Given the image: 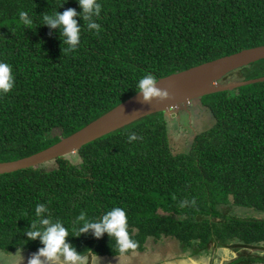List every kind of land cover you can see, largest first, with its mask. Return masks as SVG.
Wrapping results in <instances>:
<instances>
[{
  "label": "trees",
  "instance_id": "trees-1",
  "mask_svg": "<svg viewBox=\"0 0 264 264\" xmlns=\"http://www.w3.org/2000/svg\"><path fill=\"white\" fill-rule=\"evenodd\" d=\"M97 2L99 32L78 17L80 43L62 52L68 45L58 29L43 26V13L82 12L78 0H0V62L10 64L15 77L12 91L0 94V161L31 155L76 132L135 94L148 74L157 80L264 44V0ZM21 11L31 25L20 20ZM262 75L264 59L221 81ZM196 101L213 122L183 151H173L168 118L156 112L76 153L0 174V251L43 247L25 235L40 219L38 204L46 206L45 218L64 224L78 251L90 248L98 256L120 253L115 238L77 237L83 223L77 217L83 212L98 221L115 207L126 212L134 250L149 237L164 236L201 249L263 243L264 218L230 209L264 212V81ZM131 133L137 139L130 142Z\"/></svg>",
  "mask_w": 264,
  "mask_h": 264
},
{
  "label": "water",
  "instance_id": "water-1",
  "mask_svg": "<svg viewBox=\"0 0 264 264\" xmlns=\"http://www.w3.org/2000/svg\"><path fill=\"white\" fill-rule=\"evenodd\" d=\"M260 59H264V44L244 48L160 77L157 79V87L168 92V97L162 101L154 98L149 104L143 103L142 94L136 92L81 129L62 137L47 148L19 159L0 161V174L29 167L37 168L43 163L76 153L83 145L147 115L164 112L168 120H171L173 113L178 114L180 110L187 109L191 100H199L211 93L263 82L264 75L249 79L221 81L228 73ZM189 126L191 127V123Z\"/></svg>",
  "mask_w": 264,
  "mask_h": 264
},
{
  "label": "clouds",
  "instance_id": "clouds-1",
  "mask_svg": "<svg viewBox=\"0 0 264 264\" xmlns=\"http://www.w3.org/2000/svg\"><path fill=\"white\" fill-rule=\"evenodd\" d=\"M78 3L82 12H78L75 8H68L63 13L58 11L54 15L43 13V26L58 29L62 45H68L67 49L62 48V52L72 51L80 43L81 25L78 17L86 22L89 30L95 29L97 33L100 30V25L93 21V17L100 16L102 5L97 0H78ZM19 17L25 25H31L32 20L27 12L21 11ZM14 86L15 77L11 65L0 62V94L9 93ZM137 92L142 94V102L147 104L151 103L154 98L162 101L168 97L167 90L158 88L156 77L151 74L139 80ZM136 139L135 133L129 135L130 142ZM35 211L40 219L30 224V230L26 231L25 235L31 241L39 240L43 247L32 254L28 259V264H97L101 261L98 254L90 248L83 252L78 251L69 242L71 236L64 224L59 220L53 221L43 216L48 211L45 205L38 204ZM79 222L83 223L78 229L77 237L91 233L95 238L100 239L107 234L109 238H115L122 254L129 249L137 248V242L131 238L129 233L126 212L120 207L107 211L98 221L89 220L86 213L82 212L77 217V223Z\"/></svg>",
  "mask_w": 264,
  "mask_h": 264
},
{
  "label": "rangeland",
  "instance_id": "rangeland-1",
  "mask_svg": "<svg viewBox=\"0 0 264 264\" xmlns=\"http://www.w3.org/2000/svg\"><path fill=\"white\" fill-rule=\"evenodd\" d=\"M200 105V104H199ZM177 113H173L172 119L169 121V136L171 138V146L174 152L183 151L190 144L196 132H199L201 129L205 128L207 125H212L213 117L211 113L204 106H200L199 109L189 113L188 123H191V127H183L181 123L178 124V119L174 120ZM191 121V122H190ZM188 124V125H189ZM76 155V154H74ZM230 209L231 213L236 214L240 217H257L264 218L263 211H257L252 208H244L240 206H232ZM152 243V242H150ZM161 247L158 249L162 253L163 258H159V255L156 256L161 260L162 264H211V255L205 251L196 252L195 250H183L181 244L178 240L171 239L166 237L163 241L159 243ZM184 251V252H183ZM239 251V252H236ZM258 251L264 253V243L253 246L251 248L245 249H235V248H219L213 259L214 264L220 263L223 264L227 259L234 258L238 254L250 253L253 252L258 254ZM33 253H6L0 251V264H28V259L32 256ZM264 256V254H263ZM245 263V262H244ZM117 264V263H116Z\"/></svg>",
  "mask_w": 264,
  "mask_h": 264
},
{
  "label": "flooded vegetation",
  "instance_id": "flooded-vegetation-1",
  "mask_svg": "<svg viewBox=\"0 0 264 264\" xmlns=\"http://www.w3.org/2000/svg\"><path fill=\"white\" fill-rule=\"evenodd\" d=\"M199 107H200V105L198 104V102L195 99L194 100H191V102H189V105H188V108L187 109H182V110H180V112L178 114H175L174 115V116H176L175 119L176 120L178 119V124L181 123L183 127H190L188 125V120H189L188 119V115H189V112H190V115H191V113L193 114V112L196 111V109H199ZM166 237H170L171 239L178 240V239H176L175 237H172V236H166ZM166 237L164 236V237H161L159 239H155L154 237H149L147 240L149 241V239H152L154 241V243H157V242L160 243V241H163ZM147 240H146L145 244L147 243ZM179 243L181 244L183 250H186V251L187 250H195L196 252H199V251L208 252L211 255V259H210L211 260V264H214L213 257H214L216 251L219 248H229V247H219V248H216V249H213V248L201 249V248H198V247L188 248V247H185L181 243V241H179ZM145 244H144V248L142 250H133V251H131L129 253H123V254L122 253H119V254H116V255H107V256H110V257H113V256L119 257L121 255H128V256H130V255H132V252H134V251H144L145 250V247H146ZM260 244H262V243H260ZM251 247H253V246H249L247 248H251ZM243 249H245V248H243ZM36 252L37 251L28 252V253H36ZM236 252H239V251H236ZM17 253H24V252H16V254ZM263 254L264 253L262 251H258V254H256V255L253 252L244 253V254H238L234 258H230L229 261H227V259H225L226 261L223 262V264H264V256H263ZM100 258H102V256ZM154 258H157V257L154 256ZM130 259H133V258H130ZM153 261H154L153 259H150V264H152ZM98 264H103L102 263V260L101 261H98ZM153 264H162V262L161 261H157V262L154 261ZM217 264H220V263H217Z\"/></svg>",
  "mask_w": 264,
  "mask_h": 264
},
{
  "label": "crops",
  "instance_id": "crops-1",
  "mask_svg": "<svg viewBox=\"0 0 264 264\" xmlns=\"http://www.w3.org/2000/svg\"><path fill=\"white\" fill-rule=\"evenodd\" d=\"M146 244H145L146 247L144 251H134L132 252V255L130 256L128 255H121L119 257H116V256L110 257L107 255L102 256L101 258L102 263L103 264H116V263L117 264H150V259H153L156 262L163 260V259H159V258H163L162 253L158 251V249L161 247L159 242L154 243L152 239H149V241L147 240ZM158 255H159V258H154V256H158ZM130 258H133V259H130Z\"/></svg>",
  "mask_w": 264,
  "mask_h": 264
}]
</instances>
